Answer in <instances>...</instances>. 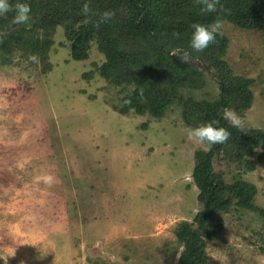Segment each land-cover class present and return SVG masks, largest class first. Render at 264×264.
I'll list each match as a JSON object with an SVG mask.
<instances>
[{
    "label": "rangeland",
    "instance_id": "374dc122",
    "mask_svg": "<svg viewBox=\"0 0 264 264\" xmlns=\"http://www.w3.org/2000/svg\"><path fill=\"white\" fill-rule=\"evenodd\" d=\"M220 33L228 40L221 61L252 80L251 105L223 112L243 119L239 129L264 132V35L229 21ZM50 36L45 55L18 47L0 59V264H176L178 226L201 209L194 152L209 149L187 139L184 129L197 126L187 124L183 105L220 100L215 69L173 38L164 57L195 68L200 85L181 88L183 99L160 118L121 114L114 106L129 87L95 72L105 60L97 43L74 60L64 27ZM148 76L172 93L154 72ZM195 114L188 119L207 123ZM224 144L212 156L214 173L225 184L240 177L255 185L253 202L264 209V137L245 156L255 161L252 170L229 158ZM49 175L51 184L42 179ZM215 216L223 228L205 242L208 263L261 264L264 217L234 204Z\"/></svg>",
    "mask_w": 264,
    "mask_h": 264
},
{
    "label": "trees",
    "instance_id": "16d2710c",
    "mask_svg": "<svg viewBox=\"0 0 264 264\" xmlns=\"http://www.w3.org/2000/svg\"><path fill=\"white\" fill-rule=\"evenodd\" d=\"M14 6L17 2L30 5V20L27 24L12 23L14 11L0 15V59L9 55L14 48L24 47L32 54L45 55L52 44L51 32L56 26L64 27L65 37L72 42L71 57L74 60L86 59L89 43L95 41L104 61L95 72L109 84L129 87L114 106L121 114L133 110L155 118L164 115L165 110L176 101L183 99L181 88H195L202 82L199 74L179 56H165L163 51L171 39L175 38L187 45L192 57L203 59L207 67L214 68L218 79L220 100H188L185 106V119L188 125L198 126L195 111L200 113L201 122L218 121L217 127L230 132L223 146L228 148L226 155L245 163L247 170L255 168V161L245 159L252 155L255 147L264 137L258 129L233 127L223 118V109L251 105L249 90L252 80L234 76L221 56L228 40L219 33L214 42L203 52L190 48L191 34L195 23L208 25L219 19L229 21L245 30L256 29L264 35V0H219L217 10L201 12L196 0H8ZM87 3L90 13L82 12ZM114 15L102 22L104 12ZM67 31V32H66ZM160 79L172 93L161 89L148 76ZM90 71L86 76H92ZM221 103V106L219 105ZM194 104V108L193 105ZM187 105H190L187 106ZM195 111L188 115V110ZM187 117V118H186ZM190 118V119H188ZM222 144L208 150L194 152V167L191 173L198 189L197 199L201 209L191 222H181L176 237L182 251L176 264H209L204 254L205 242L214 239L223 228V220L216 217L217 211L227 210L232 204L239 208L257 211L264 217V209L253 202L256 187L240 177L232 184H225L220 175L213 171L212 156ZM264 251V250H263Z\"/></svg>",
    "mask_w": 264,
    "mask_h": 264
},
{
    "label": "clouds",
    "instance_id": "9594fccd",
    "mask_svg": "<svg viewBox=\"0 0 264 264\" xmlns=\"http://www.w3.org/2000/svg\"><path fill=\"white\" fill-rule=\"evenodd\" d=\"M201 5V12L212 13L217 10L219 0H196ZM9 11H14L15 15L12 18V23L17 25L27 24L30 20V5L27 3L17 2L14 6L10 5L8 0H0V15ZM90 7L85 3L82 7L83 14L90 13ZM114 14L112 12H104L101 17L102 22H107ZM194 31L191 34L190 48L194 52H203L210 43L214 42L216 35L220 33L222 28V21L217 19L213 23L204 25L195 23L191 26ZM174 54V53H173ZM223 118L226 119L233 127L241 128L244 121L233 110L225 109ZM218 121L212 120L197 127H186L184 129L187 139L197 145H203L210 148L216 144L225 143L229 137L230 132L224 127H217ZM41 179V178H38ZM45 183L51 184L54 177H42ZM261 264H264V256L257 257ZM6 264V260H5Z\"/></svg>",
    "mask_w": 264,
    "mask_h": 264
}]
</instances>
